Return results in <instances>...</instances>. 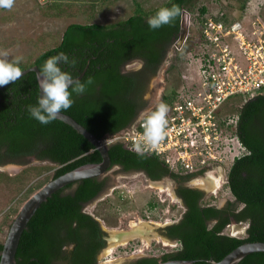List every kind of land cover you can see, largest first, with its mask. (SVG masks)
Wrapping results in <instances>:
<instances>
[{
	"label": "trees",
	"instance_id": "obj_1",
	"mask_svg": "<svg viewBox=\"0 0 264 264\" xmlns=\"http://www.w3.org/2000/svg\"><path fill=\"white\" fill-rule=\"evenodd\" d=\"M194 2L166 0L152 9H144L137 3L129 17L117 22L71 23L63 31L60 42L39 53L29 66L41 69L48 58L60 52L67 54L74 63L62 64V70L73 78L84 72L79 81L86 85V91L83 94L73 92L71 107L61 111L74 117L98 138L118 134L128 128L145 107L143 93L170 54L171 60L172 54L175 55L176 63L187 56V43L178 48L174 40L181 28L183 11L193 7ZM247 2L241 1L243 13ZM173 5L181 8V14L159 29H149L147 19L160 8ZM200 13H207L205 5L200 7ZM260 15L264 19V9ZM203 20L201 17V24ZM186 39L188 41L187 36ZM134 59L141 60L142 66L124 72L123 65ZM175 62L172 61L171 68L176 67ZM29 66L19 64L21 70ZM37 77L35 71H29L4 87L14 88L15 95L11 108L0 99V164L25 162L26 155L36 153L39 158L57 165L53 174L57 177L83 164L100 162L99 150L71 125L58 118L42 125L31 118L28 108L36 105L39 97ZM179 94L175 87L163 96L168 109ZM222 112L221 118L237 115L235 130L247 148V153L236 158L227 173L226 185L241 206L235 211L203 207L199 203L202 192L183 189L181 195L187 211L178 224L171 226V232L180 236L184 248L166 254L164 261L183 259L195 260V264H210V259L218 261L244 242L264 241V89L252 95H233L223 105ZM109 155L110 166L144 169L154 178L165 174L184 177L170 169L160 156L146 152L138 154L122 141L109 145ZM103 185V180L91 177L54 191L24 229L15 264H95V254L104 244L102 231L99 222L82 208L99 194ZM231 216L237 222L247 223L245 236L223 232ZM216 217L220 219L212 225L206 223L207 219ZM2 249L0 242V253ZM157 263L158 259L153 256L142 257L136 262ZM236 264H264V251L249 253Z\"/></svg>",
	"mask_w": 264,
	"mask_h": 264
},
{
	"label": "rangeland",
	"instance_id": "obj_2",
	"mask_svg": "<svg viewBox=\"0 0 264 264\" xmlns=\"http://www.w3.org/2000/svg\"><path fill=\"white\" fill-rule=\"evenodd\" d=\"M165 1L15 0L11 9L0 8V52L6 51L8 53L6 59L9 61L22 57L19 64L29 66L39 53L60 42L63 31L71 23H113L129 17L137 3L144 9H152ZM241 1L195 0L193 7L185 10L187 25H189L188 41L186 39L187 42L184 41L183 44L187 43L189 49L187 56L176 63L175 55L172 54L173 60H171V51L168 53L170 54L168 60H164L165 62L144 91L146 105L139 111L138 119L142 120V114L154 111L158 104L163 103V96L172 88L176 87L181 99L191 90L197 89L201 80L202 57L200 54L204 50L200 30L201 17L206 15L218 17L224 13L228 19L241 18L245 27H250L251 19L259 16L260 10L264 9V0H247L251 2L249 4L251 9L247 10L248 14H244L241 10ZM203 5L207 7V13L204 15L200 13V7ZM177 39L178 36L174 42ZM172 61L175 62V68H171ZM139 66L140 62L136 60L127 65V68ZM129 129H135V125L131 124ZM230 134L228 131V136ZM240 152L242 153L241 149L237 150V153ZM230 164V162L225 164L227 170ZM56 168L57 165L50 160L34 158L22 164L16 161L0 164V242L6 239L10 225L25 201L53 178ZM115 170L116 168H112L108 172L111 187L100 196L98 202L94 201L86 205L84 210L94 215L109 231H129L139 225H143L144 230H147L138 231L139 235L121 246L110 247L111 243H109L107 249L100 253L99 262L100 264H130L132 258L158 257L170 245L165 239L157 237V229L166 222L177 220L183 210L173 192L175 182L172 179L168 181L166 177L165 181L162 179L153 183L139 172L125 174ZM222 170L218 168L208 171L196 179V185L206 190L207 202L223 205L227 200L235 201L224 183ZM150 184L153 187H149ZM220 184L223 186L220 187ZM167 193H170V196ZM152 201L160 205L154 208L151 206ZM247 226L246 222L233 223L225 228V232L243 237Z\"/></svg>",
	"mask_w": 264,
	"mask_h": 264
},
{
	"label": "built area",
	"instance_id": "obj_3",
	"mask_svg": "<svg viewBox=\"0 0 264 264\" xmlns=\"http://www.w3.org/2000/svg\"><path fill=\"white\" fill-rule=\"evenodd\" d=\"M250 3L244 14L251 9ZM223 14L206 15L202 21L201 80L197 89L169 107L163 139L155 147L145 145L140 139L144 120L139 118L133 124L135 129L107 134L101 138L102 144L122 141L136 151L139 143L141 152L160 156L174 171L190 173L218 168L227 172V162L231 167L247 153L235 130L237 115L221 118L222 107L235 94L264 89V19L259 14L245 27L241 18L230 20ZM240 149L242 153H237Z\"/></svg>",
	"mask_w": 264,
	"mask_h": 264
},
{
	"label": "clouds",
	"instance_id": "obj_4",
	"mask_svg": "<svg viewBox=\"0 0 264 264\" xmlns=\"http://www.w3.org/2000/svg\"><path fill=\"white\" fill-rule=\"evenodd\" d=\"M15 0H0V8L11 9ZM181 14V8L173 5L171 8L162 7L153 16L147 19L149 29L156 30L163 25L169 24L174 18ZM8 53L0 52V87L8 85L18 80L21 75L19 63L22 57H16L13 61L6 59ZM74 63L69 56L63 52L48 58L38 74L40 96L37 104L29 106L28 112L31 118L42 125H47L56 120L61 114V110L71 107L72 93L83 94L86 85L79 80H74L71 74L62 70V64ZM91 83V81H89ZM71 89V91H70ZM168 107L164 103L156 106L154 111L142 114L144 120L141 140L145 145L155 147L165 135L166 114ZM107 143V140L105 141ZM138 154L141 153L140 144L135 145Z\"/></svg>",
	"mask_w": 264,
	"mask_h": 264
},
{
	"label": "water",
	"instance_id": "obj_5",
	"mask_svg": "<svg viewBox=\"0 0 264 264\" xmlns=\"http://www.w3.org/2000/svg\"><path fill=\"white\" fill-rule=\"evenodd\" d=\"M187 32L188 25L184 10L181 19V28L178 33V39L176 41L177 46H180L184 42L187 36ZM29 71H35L38 76L40 69L36 65H32L21 70L22 75L26 74ZM83 74L84 72L73 79L79 80ZM58 119L71 125L79 133L84 135L93 144V146L99 150L102 160L98 163L83 164L57 177H53L25 201L18 215L10 225L6 239L2 242L3 249L0 253V264H15L16 252L24 229L27 227L29 220L34 215L36 210L54 191L61 187H64L69 183L81 179L101 176L105 174L110 167L111 158L109 155V146L102 144L100 138L90 132L85 126L79 123L71 115L61 111ZM105 230L108 233L107 239L109 243L113 239H115L114 237H116L117 233L119 232L109 231L107 229ZM258 251H264V241H248L238 245L236 248L227 253L222 259L218 261L210 259L209 262L210 264H236L249 253ZM157 264H195V260L171 259L167 261H161Z\"/></svg>",
	"mask_w": 264,
	"mask_h": 264
},
{
	"label": "flooded vegetation",
	"instance_id": "obj_6",
	"mask_svg": "<svg viewBox=\"0 0 264 264\" xmlns=\"http://www.w3.org/2000/svg\"><path fill=\"white\" fill-rule=\"evenodd\" d=\"M136 60H138L140 62V66L138 68H131V69L127 68V65L132 64ZM142 64H143V62L141 60H139V59L131 60V61H129V62H127V63H125L123 65V71L124 72H130L132 70L139 69L142 66ZM4 87L5 86L0 87V99H1V101H6L7 104H8V106L11 108L12 107L13 100H14L15 90H13L14 88H12V87H10V88H4ZM142 100L145 101V104H146V100L144 98V93H143V96H142ZM7 114H9V113H7ZM8 118H9V115H8ZM137 120H138V115L132 121L131 124L133 125ZM33 158L36 159V160H47V159H41V158H39V156H37L36 153H32V154L26 155L24 157V160L26 161L28 159H33ZM18 163L22 164L24 162H18ZM112 168H116L115 172H122V173H125V174L131 173V172H139V173L143 174L148 180H150L153 183L154 182L156 183L158 181H161L162 179H164L166 177H167L168 181H171V179H172L175 182V184L173 185V192L176 195V197L178 198V201L180 202V205L183 208V210H182V214L178 217L177 220H175L173 222H166L164 225H161L157 229V232H156L157 237H159L161 239H165L166 241H168V243L170 245V247L166 251H162L161 254L158 257H156L158 259V263L161 262V261H164L163 260V257L166 254H168V253H176V252L181 251L184 248V243L181 240L180 236L179 235H176V234H173L171 232V226L172 225H175V224H178L184 218L185 213L187 211V207L185 205L184 198L181 195V191L183 189L192 188V189H196V190L202 192L203 195L199 198V203L203 207H206V206H216V207H218L220 209L225 208L228 211H230V210L235 211V210H238V208L241 206V204L239 202H236V200L235 201L227 200L223 205H221V204L218 205L217 203L207 202V198L208 197H207L206 190L204 188L198 187L196 185L197 184L196 183V179H198V177L201 176V175H205L206 172H205L204 169L198 170L197 172H194V173L178 171L181 175L184 176L183 178L182 177L175 178L171 174H165V175H163V176H161L159 178H154V177H152V175H150L144 169H130L129 170V169H124L122 166H119V165L115 164V165L110 166L109 169L107 170V172L105 174L97 177L100 181H102V180L104 181V185H103L101 191L99 192V194L95 198H93L89 202H86L83 205V208H82L83 211H85L84 208H85L86 205H88L90 203H93L94 201H95V203L98 202L100 200L99 199L100 196L103 193H105L109 189V187H111V179H110V175L108 174V172ZM227 173H228V171L227 172H224L223 171V175H224L225 180L227 178ZM221 180H222V178H221ZM225 180H224V183H225ZM162 181H165V179L162 180ZM222 186L223 185L220 184V187H222ZM149 187H153V185L150 184ZM167 195L170 196V193H167ZM155 204H157V205H155ZM159 205H160V203H158V202L157 203L154 202V201L151 202V206L154 207V208H156ZM92 216L99 222V225H100V228H101V231H102L101 242L102 241L104 242V244L99 248V250L95 254V259H94L95 264H100V262H99V255H100V253L102 251H104L105 249H107L108 244H109L108 239H107L108 238V233L106 232L105 228L101 225L100 221L94 215H92ZM219 219H220V217L207 219L206 220V223L208 225H212L214 222L218 221ZM230 221L231 222H229V224H227L226 227L232 225L233 223L234 224L241 223V222H237L232 216L230 217ZM242 223H244V222H242ZM223 232H225V229L223 230ZM130 241H128V242H130ZM119 246H121V245H119ZM147 257H152V256H147ZM153 257H155V256H153ZM141 258L142 257L132 258L131 261H130V264H136L137 260H139Z\"/></svg>",
	"mask_w": 264,
	"mask_h": 264
},
{
	"label": "bare ground",
	"instance_id": "obj_7",
	"mask_svg": "<svg viewBox=\"0 0 264 264\" xmlns=\"http://www.w3.org/2000/svg\"><path fill=\"white\" fill-rule=\"evenodd\" d=\"M211 179V178H210ZM213 180V179H212ZM211 181V180H209ZM214 181V180H213ZM212 182V181H211ZM227 183V181H226ZM140 226V227H139ZM139 226H134V228H132L131 230L129 231H119L116 235V237H114L115 239H113L110 243V247H113V246H117V245H122L124 243H126L128 240L136 237V235H139L138 231H141L144 230V227L143 225H139ZM139 227V228H138ZM143 227V228H142ZM147 230V229H145ZM144 230V231H145ZM150 230V229H149ZM141 237V236H140ZM110 247H109V250H110Z\"/></svg>",
	"mask_w": 264,
	"mask_h": 264
}]
</instances>
